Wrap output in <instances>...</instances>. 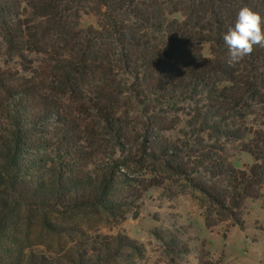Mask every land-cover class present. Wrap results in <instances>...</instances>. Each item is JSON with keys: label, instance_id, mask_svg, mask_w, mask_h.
<instances>
[{"label": "trees", "instance_id": "16d2710c", "mask_svg": "<svg viewBox=\"0 0 264 264\" xmlns=\"http://www.w3.org/2000/svg\"><path fill=\"white\" fill-rule=\"evenodd\" d=\"M244 6L264 16V0H0V264H140L136 240L49 216L119 225L155 193L244 227L264 200V48L229 65L223 40ZM34 216L68 242L29 241ZM152 235L176 264H223L180 216Z\"/></svg>", "mask_w": 264, "mask_h": 264}, {"label": "rangeland", "instance_id": "374dc122", "mask_svg": "<svg viewBox=\"0 0 264 264\" xmlns=\"http://www.w3.org/2000/svg\"><path fill=\"white\" fill-rule=\"evenodd\" d=\"M245 161L250 162V159ZM246 207L243 228L229 227L227 223L218 221L216 213L201 201L200 195L190 191L176 195L168 202L162 199L160 193H155L137 221L128 219L119 225L112 217L90 211L49 216V221L54 225L81 226L91 234H124L145 249V257L140 264H176L152 234H162L170 227L172 219L180 216L183 231L198 238L199 252L207 251L215 258L222 257L223 264H264V200L248 202ZM217 221L215 227L210 226ZM22 228L35 245L59 250L68 242L47 232L38 216L31 217L29 222L24 221ZM178 264L197 262L193 256L186 255Z\"/></svg>", "mask_w": 264, "mask_h": 264}, {"label": "clouds", "instance_id": "9594fccd", "mask_svg": "<svg viewBox=\"0 0 264 264\" xmlns=\"http://www.w3.org/2000/svg\"><path fill=\"white\" fill-rule=\"evenodd\" d=\"M223 40L228 49L227 63L241 62L256 47L264 48V16L251 7H241L234 26L227 30Z\"/></svg>", "mask_w": 264, "mask_h": 264}]
</instances>
